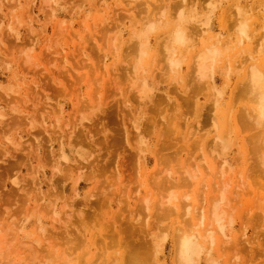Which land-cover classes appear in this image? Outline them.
<instances>
[{
  "label": "rangeland",
  "instance_id": "1",
  "mask_svg": "<svg viewBox=\"0 0 264 264\" xmlns=\"http://www.w3.org/2000/svg\"><path fill=\"white\" fill-rule=\"evenodd\" d=\"M165 263L264 264V0H0V264Z\"/></svg>",
  "mask_w": 264,
  "mask_h": 264
},
{
  "label": "bare ground",
  "instance_id": "2",
  "mask_svg": "<svg viewBox=\"0 0 264 264\" xmlns=\"http://www.w3.org/2000/svg\"><path fill=\"white\" fill-rule=\"evenodd\" d=\"M212 49V48H211ZM204 54V53H203ZM199 56V55H198ZM204 56H205V54H204ZM202 58H203V56H202ZM202 58H200L199 57V59H202ZM207 59V58H206ZM198 60V59H197ZM196 60V61H197ZM205 61V60H204ZM199 62L200 61H198V64H199ZM201 65V64H200ZM199 65V66H200ZM205 65H207V64H205ZM204 67V66H203ZM201 69V68H200ZM256 69V68H255ZM255 69H253L252 68V71H251V73L253 72V70H255ZM199 73V72H198ZM259 73V72H258ZM257 73V74H258ZM200 75V74H199ZM249 75V74H248ZM260 75V74H259ZM252 76H253V80L255 81L256 80V77L257 78H259L258 76H256V75H253L252 74ZM248 78V77H247ZM251 79H252V77H250ZM263 79V78H262ZM250 81H252V80H250ZM257 81V80H256ZM258 82V81H257ZM259 82H260V80H259ZM250 83H252V82H250ZM261 83H262V80H261ZM252 85H254V84H252ZM261 85V84H260ZM262 85H263V83H262ZM253 88H254V86H252ZM255 87H257V86H255ZM252 88V89H253ZM259 88V87H258ZM260 88H262V87H260ZM256 89V88H255ZM254 90V89H253ZM257 90V89H256ZM260 90V89H259ZM261 91V90H260ZM140 94V93H139ZM261 112V111H260ZM258 115V114H257ZM262 117V116H261ZM259 124H260V122H259ZM181 236V235H180ZM196 236V235H195ZM182 237V236H181ZM181 237H179V240H180V238ZM183 238V237H182ZM186 239V238H185ZM190 239V238H189ZM193 239V238H192ZM193 241V240H192ZM196 241V240H195ZM147 242V241H146ZM180 244L181 243H178V245L180 246ZM182 246H181V248H182V251H181V257H183V259L185 258V260L187 259V261L188 262H190V260L188 259V256H189V254H190V257H192V256H194L192 253L194 252L195 253V256H196V254H197V251H196V249H195V251L194 250H192L193 249V247H192V245H191V241H189V240H184V241H182V244H181ZM195 248V247H194ZM180 249V248H179ZM190 251H193V252H190ZM190 252V253H189ZM178 253H180V252H178ZM151 257V256H150ZM179 257V256H178ZM187 257V258H186ZM189 257V258H190ZM152 258V257H151ZM179 259V258H178ZM137 260V259H136ZM185 260H183L184 262H185ZM191 260H192V258H191ZM139 262V261H138ZM181 262V261H180ZM134 263V262H133ZM149 263V262H148ZM152 263V262H151ZM157 263V262H156ZM166 264V263H165Z\"/></svg>",
  "mask_w": 264,
  "mask_h": 264
}]
</instances>
